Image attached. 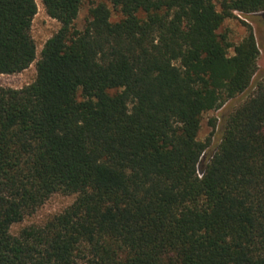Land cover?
Segmentation results:
<instances>
[{"label":"trees","instance_id":"trees-1","mask_svg":"<svg viewBox=\"0 0 264 264\" xmlns=\"http://www.w3.org/2000/svg\"><path fill=\"white\" fill-rule=\"evenodd\" d=\"M83 1L42 0L60 28L36 61L37 0H0V73L37 69L0 86V264H264V78L202 171L198 137L258 69L252 28L220 29L264 0H109L120 18L100 2L80 30Z\"/></svg>","mask_w":264,"mask_h":264},{"label":"rangeland","instance_id":"rangeland-1","mask_svg":"<svg viewBox=\"0 0 264 264\" xmlns=\"http://www.w3.org/2000/svg\"><path fill=\"white\" fill-rule=\"evenodd\" d=\"M100 2H105L112 9V19L120 18V13L114 10L113 5L109 0H84L81 4L78 17L75 20L76 28L82 30L87 25L91 18L90 9ZM38 12L35 15L31 35L37 46V58L41 56V51L46 41L52 37L60 28V22L52 18L46 11L42 0H37ZM251 27L259 47L257 72L252 80L250 88L246 93L229 100L224 106L219 109L207 111L203 114L201 121V128L199 131V139L207 140L211 138L207 152L202 158L200 169L207 163L211 154L217 150L222 137L223 119L231 112V110L241 103L247 96H250L256 90L258 82L264 78V12L258 13H243L235 11L234 16L227 18L224 21L221 32L225 33L231 42L239 43L247 35L248 28ZM233 53V48L230 50ZM36 61H34L29 68L20 73L15 74H1L0 86L21 88L27 84L32 83L37 76ZM202 173V172H201ZM75 199V195H64L56 193L52 195L37 211L31 216L25 218L21 223L14 224L12 232L17 234L23 227L31 224H42L55 214L63 211Z\"/></svg>","mask_w":264,"mask_h":264}]
</instances>
